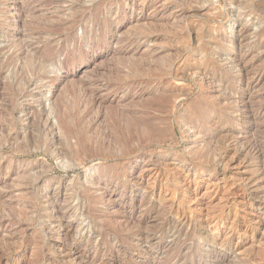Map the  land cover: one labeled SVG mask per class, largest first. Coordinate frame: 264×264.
Segmentation results:
<instances>
[{
    "label": "rangeland",
    "instance_id": "obj_1",
    "mask_svg": "<svg viewBox=\"0 0 264 264\" xmlns=\"http://www.w3.org/2000/svg\"><path fill=\"white\" fill-rule=\"evenodd\" d=\"M0 264H264V0H0Z\"/></svg>",
    "mask_w": 264,
    "mask_h": 264
},
{
    "label": "bare ground",
    "instance_id": "obj_2",
    "mask_svg": "<svg viewBox=\"0 0 264 264\" xmlns=\"http://www.w3.org/2000/svg\"><path fill=\"white\" fill-rule=\"evenodd\" d=\"M55 1V0H54ZM27 2V1H26ZM29 2V0H28ZM32 2V1H31ZM60 2V1H59ZM54 3V2H53ZM99 3V2H98ZM77 4V3H76ZM82 4V3H81ZM30 5V4H29ZM76 6H79V5H76ZM83 6V5H82ZM30 8V7H29ZM75 8V7H74ZM73 8V9H74ZM37 9V8H36ZM25 10V9H24ZM31 10V9H30ZM76 10V9H75ZM80 10V9H79ZM97 9H95L96 11ZM28 11V10H27ZM93 11H94V8H93ZM24 13V12H23ZM55 13V12H54ZM62 13V12H61ZM75 13V11H74ZM87 13V12H86ZM92 13V12H91ZM57 14V13H56ZM199 14V13H198ZM27 15V13H26ZM31 15V14H30ZM85 15V14H84ZM93 15V14H91ZM96 15V14H95ZM101 15V14H100ZM24 17V15H23ZM27 17V16H26ZM33 17V15H32ZM40 17V15H39ZM86 17V16H85ZM94 17V16H92ZM97 17V16H96ZM35 18V17H34ZM54 18V17H53ZM101 17H99L100 19ZM40 19V18H39ZM88 19V17H87ZM91 19V17H90ZM44 20V19H43ZM50 20V19H49ZM30 22V21H29ZM34 23H36L34 21ZM38 23V22H37ZM99 23V22H98ZM152 23V22H151ZM104 24V23H103ZM65 25V23H64ZM67 25V23H66ZM24 26V25H23ZM108 26V25H107ZM136 26V25H135ZM77 27V26H76ZM106 27V26H105ZM141 27V26H140ZM49 28V27H48ZM143 28V27H142ZM108 29V28H107ZM139 29V28H138ZM24 30V29H23ZM140 30V29H139ZM101 31V30H100ZM242 31V30H241ZM243 32V31H242ZM144 33V32H143ZM53 34V33H52ZM101 34V33H100ZM64 35V34H63ZM73 35V34H72ZM36 36V35H35ZM139 36V35H138ZM243 36V35H242ZM24 37V36H23ZM43 37V36H42ZM241 38V37H240ZM243 38V37H242ZM24 39V38H23ZM136 39V38H135ZM216 39V37H215ZM241 40V39H240ZM41 41V40H40ZM47 41V40H46ZM54 41V40H53ZM52 42V41H51ZM198 43V42H197ZM243 43V42H242ZM23 45V44H22ZM25 45V44H24ZM47 45V43H46ZM41 48V47H40ZM33 49V48H32ZM50 49V48H49ZM122 49V48H121ZM127 49V48H126ZM132 50V49H131ZM32 51V50H31ZM127 51V50H126ZM241 51V50H239ZM130 52V51H129ZM40 53V52H39ZM38 54V53H36ZM121 54V53H120ZM125 54V53H123ZM134 54V53H133ZM241 54V53H240ZM28 55V54H27ZM242 55V54H241ZM126 56V55H124ZM136 56V55H135ZM142 56V55H141ZM145 56V55H144ZM42 57V56H41ZM146 57V56H145ZM148 57V56H147ZM28 58V57H27ZM44 58V57H42ZM144 58V57H143ZM35 60H37L36 58H34ZM32 59L34 62L31 61V64H29L30 66L33 65L32 67L35 68L36 67H39V68H42L43 66H45V63H46V59L44 58V60L40 61V63L36 64V61ZM31 60V59H30ZM29 60V61H30ZM39 60V59H38ZM139 60V59H138ZM243 60V59H242ZM13 62V61H12ZM146 63V61H145ZM132 67H137V62L136 61H133L131 63ZM241 64V63H240ZM125 65V64H123ZM149 65V64H148ZM243 65V64H242ZM213 66V65H212ZM125 67V66H124ZM144 67V66H142ZM27 69V68H26ZM126 69V68H125ZM128 69V68H127ZM141 69V68H140ZM25 70V69H23ZM219 70V69H218ZM217 70V71H218ZM30 71V70H29ZM136 71V70H135ZM247 71V70H246ZM27 72V71H26ZM147 72V71H146ZM25 73V72H24ZM23 74V73H22ZM21 75V74H20ZM96 78V77H95ZM223 78V77H222ZM221 78V79H222ZM22 80V79H21ZM147 80V79H146ZM19 82L22 83L19 79ZM147 82V81H146ZM73 91V90H72ZM170 92V91H169ZM168 91L166 92H163L159 97H156V100H160V102H167L169 101L170 99V94H169ZM98 95V94H97ZM176 95V94H175ZM94 96V95H93ZM149 99V97H148ZM99 102V101H98ZM148 102V105H149V100L147 101ZM146 102V103H147ZM59 110V109H58ZM109 110V109H108ZM39 113V112H38ZM143 115V114H142ZM58 119H59V124L61 125V127L63 128V130L66 132L67 136H70V133L73 131V128H72V125L70 123V121L67 119L66 115L64 113H62L61 111H58ZM57 119V120H58ZM117 120V127H116V132L114 134H117V140L118 142V147L119 149L121 150V152L123 153L124 150L128 151V147L130 146L131 144V141L134 139V134L135 132L138 133V131L141 133V134H144V135H149V114H145V116H142V118L140 117H137L135 116V114H130V115H127L125 114V112H119L117 113V117H116ZM107 123V122H106ZM115 123V122H114ZM76 124V123H75ZM112 126V125H110ZM114 130V128H112ZM111 129V130H112ZM113 132V131H112ZM162 132V130H161ZM106 134V133H105ZM113 134V133H111ZM113 134V135H114ZM115 136V135H114ZM113 137V136H112ZM116 137V136H115ZM143 138V137H142ZM115 139V140H116ZM109 144V143H108ZM114 152V151H113ZM70 229V228H69ZM239 250V249H238ZM2 256V255H1Z\"/></svg>",
    "mask_w": 264,
    "mask_h": 264
}]
</instances>
